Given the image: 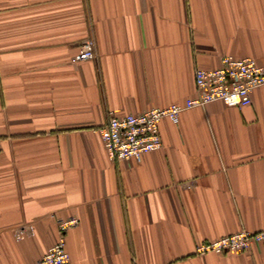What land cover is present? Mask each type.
<instances>
[{
    "label": "crops",
    "instance_id": "obj_1",
    "mask_svg": "<svg viewBox=\"0 0 264 264\" xmlns=\"http://www.w3.org/2000/svg\"><path fill=\"white\" fill-rule=\"evenodd\" d=\"M224 55L264 67V0H0V264L35 263L72 217L73 264H264V242L196 253L264 225V85L164 118L139 159L99 132L194 96Z\"/></svg>",
    "mask_w": 264,
    "mask_h": 264
},
{
    "label": "built area",
    "instance_id": "obj_2",
    "mask_svg": "<svg viewBox=\"0 0 264 264\" xmlns=\"http://www.w3.org/2000/svg\"><path fill=\"white\" fill-rule=\"evenodd\" d=\"M94 41L86 38L77 59L96 56ZM215 68L196 67L195 95L183 102L154 107L140 113L112 114L99 128L105 149L112 160L139 159L143 154L163 147L160 123L164 118L178 122L180 113L189 108L204 106L221 100L230 106L243 107L252 102V91L264 85V67L250 57L224 55ZM79 223L72 217L58 221V240L33 264H73L66 247V233ZM264 242V225L257 231L243 229L213 240H207L196 248V253L228 254L249 252L255 243Z\"/></svg>",
    "mask_w": 264,
    "mask_h": 264
}]
</instances>
